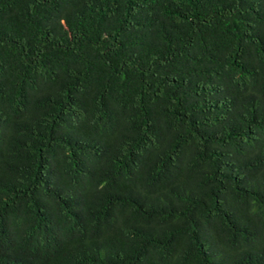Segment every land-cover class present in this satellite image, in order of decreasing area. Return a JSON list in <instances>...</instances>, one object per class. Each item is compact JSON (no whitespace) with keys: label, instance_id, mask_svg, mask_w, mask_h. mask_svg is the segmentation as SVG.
I'll return each mask as SVG.
<instances>
[{"label":"trees","instance_id":"16d2710c","mask_svg":"<svg viewBox=\"0 0 264 264\" xmlns=\"http://www.w3.org/2000/svg\"><path fill=\"white\" fill-rule=\"evenodd\" d=\"M0 264H264V0H0Z\"/></svg>","mask_w":264,"mask_h":264}]
</instances>
